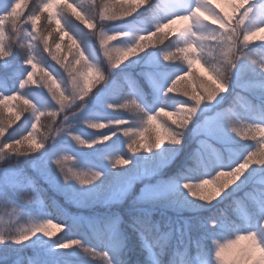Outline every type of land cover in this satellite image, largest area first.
Here are the masks:
<instances>
[{
    "label": "snow or ice",
    "instance_id": "6c2138e0",
    "mask_svg": "<svg viewBox=\"0 0 264 264\" xmlns=\"http://www.w3.org/2000/svg\"><path fill=\"white\" fill-rule=\"evenodd\" d=\"M0 264H264V0H0Z\"/></svg>",
    "mask_w": 264,
    "mask_h": 264
},
{
    "label": "trees",
    "instance_id": "16d2710c",
    "mask_svg": "<svg viewBox=\"0 0 264 264\" xmlns=\"http://www.w3.org/2000/svg\"><path fill=\"white\" fill-rule=\"evenodd\" d=\"M175 215H176V213L171 211V210H169V209L157 208L154 218L157 219V220H160L161 223H163L164 222V216H173V217H175Z\"/></svg>",
    "mask_w": 264,
    "mask_h": 264
},
{
    "label": "rangeland",
    "instance_id": "374dc122",
    "mask_svg": "<svg viewBox=\"0 0 264 264\" xmlns=\"http://www.w3.org/2000/svg\"><path fill=\"white\" fill-rule=\"evenodd\" d=\"M195 68L198 69L199 71L203 72V69H200L199 65H196Z\"/></svg>",
    "mask_w": 264,
    "mask_h": 264
}]
</instances>
